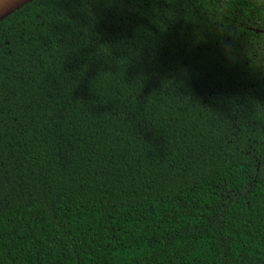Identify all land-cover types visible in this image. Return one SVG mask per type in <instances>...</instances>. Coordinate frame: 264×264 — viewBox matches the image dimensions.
Instances as JSON below:
<instances>
[{"label": "trees", "instance_id": "obj_1", "mask_svg": "<svg viewBox=\"0 0 264 264\" xmlns=\"http://www.w3.org/2000/svg\"><path fill=\"white\" fill-rule=\"evenodd\" d=\"M0 264H264V0L0 21Z\"/></svg>", "mask_w": 264, "mask_h": 264}, {"label": "water", "instance_id": "obj_2", "mask_svg": "<svg viewBox=\"0 0 264 264\" xmlns=\"http://www.w3.org/2000/svg\"><path fill=\"white\" fill-rule=\"evenodd\" d=\"M33 0H0V21Z\"/></svg>", "mask_w": 264, "mask_h": 264}, {"label": "clouds", "instance_id": "obj_3", "mask_svg": "<svg viewBox=\"0 0 264 264\" xmlns=\"http://www.w3.org/2000/svg\"><path fill=\"white\" fill-rule=\"evenodd\" d=\"M229 55H230V53H229Z\"/></svg>", "mask_w": 264, "mask_h": 264}]
</instances>
